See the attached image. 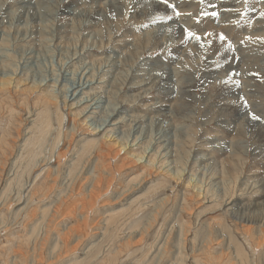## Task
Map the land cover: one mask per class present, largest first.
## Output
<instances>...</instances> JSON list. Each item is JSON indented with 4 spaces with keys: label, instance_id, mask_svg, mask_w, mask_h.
Returning a JSON list of instances; mask_svg holds the SVG:
<instances>
[{
    "label": "rangeland",
    "instance_id": "obj_1",
    "mask_svg": "<svg viewBox=\"0 0 264 264\" xmlns=\"http://www.w3.org/2000/svg\"><path fill=\"white\" fill-rule=\"evenodd\" d=\"M111 1L0 0V80L19 79L20 92H29L32 82L49 86L59 100L72 98L77 86L81 87L76 95L85 87L80 98L89 99V108L93 107L76 117L82 125L78 133L72 129L73 115L61 104L65 122L58 128L53 120L55 130L37 158L36 166L40 164L27 174L21 169L26 158L17 144L28 132V109L12 102L15 114L9 138L19 139L17 148L2 155L9 164L0 166L4 176L0 182V264H264V245L257 246L255 239L260 224L264 230V0H167L175 10L172 22L161 11L139 17L135 12L138 0H116L115 7L122 10L115 17ZM97 6L103 10L96 18ZM173 25H181L186 38ZM189 31L200 39L189 37ZM83 49L87 55L80 56ZM231 54L237 58L239 72L233 76L238 87L228 91L235 67L225 61ZM214 69L215 79H205V83L204 74ZM93 80L96 84L88 88ZM135 82L140 86L131 88ZM117 105L124 106L126 118L106 135L107 141L124 147L122 152H129L130 146V151L144 152L143 162L148 154L158 152L166 164L158 168L156 161L149 170L153 174L140 177L146 169L143 165L138 164L139 171L125 168L122 172L128 176L117 175L102 199L90 205L86 182L95 174L91 158L95 150L70 174L74 151L88 137L85 127L97 129V137L105 136L109 130L104 129L114 123ZM1 114L5 119L8 116L6 111ZM253 115L260 120H253ZM69 139L73 152L65 150ZM236 156L244 165L238 167L241 173L233 184L231 173L221 177L219 173L221 161L232 167L230 160ZM177 170L182 171L178 180L171 175ZM38 173L45 176L34 178ZM87 174L89 180H85ZM164 174L171 179L159 184ZM131 178H136L133 185H126ZM36 179H45L43 188L27 199L36 191ZM84 180L85 186L78 191V183ZM189 182L196 189L184 197ZM228 185H235L232 195L226 194ZM199 189L213 197L208 195L196 204L193 191ZM183 198L194 205L192 211L183 206ZM237 200L244 207L228 210V203ZM244 216L255 220L249 234L239 222Z\"/></svg>",
    "mask_w": 264,
    "mask_h": 264
},
{
    "label": "bare ground",
    "instance_id": "obj_2",
    "mask_svg": "<svg viewBox=\"0 0 264 264\" xmlns=\"http://www.w3.org/2000/svg\"><path fill=\"white\" fill-rule=\"evenodd\" d=\"M146 0H138V2H137V4L135 5V12H138V16L139 17H142V15L144 16V15H147V14H153V13H155V12H159V11H161V13L163 14H165V13H167L168 15H169V18H170V20L169 21H171L172 22V20L173 19H175V16H174V11L175 10H173L174 8H173V6H171L170 4H168V2L167 3H164V1L163 0H150V5H148V6H144V4H141V5H139V3H141V2H145ZM109 3V2H108ZM115 3H117V1L116 0H114V1H111L110 2V8H113V10H112V12H113V16L115 15V17H119L120 16V13H121V10H122V8H120L121 10H119L117 7H115L116 6V4ZM148 3V2H147ZM211 3V2H210ZM220 3H221V1H220ZM226 3V2H225ZM208 4H209V2H208ZM207 4V5H208ZM214 5L216 4V2H214L213 3ZM222 4V3H221ZM144 6V7H143ZM216 6V5H215ZM146 9H148V11L146 10ZM103 10V8H100L99 6H97V8H96V10L95 11H93V13L95 14V17L97 18V14L100 12L101 13V11ZM68 11H70L69 9H66L65 10V12H68ZM63 12V11H62ZM90 12H92V11H90ZM99 13V14H100ZM70 14V13H69ZM90 14V13H89ZM218 15V14H217ZM164 16V15H163ZM32 17V16H31ZM166 18V17H165ZM168 18V17H167ZM177 18V17H176ZM22 19V18H21ZM3 20V19H2ZM163 21H165V19L163 20ZM154 23V22H153ZM1 24V23H0ZM173 26H175V25H173ZM172 26V27H173ZM161 27V26H160ZM170 27V26H169ZM168 27V28H169ZM206 28V27H205ZM157 29V28H156ZM212 29V28H211ZM217 29V28H216ZM175 32H177L180 36H182V37H185L186 38V36L187 35H185L186 33L184 32V30L185 29H183L182 28V26L181 25H176L175 26V28L173 29ZM164 31V29H161V32H163ZM210 32V31H209ZM209 32H207V33H209ZM216 33V32H215ZM185 35V36H184ZM210 35L212 36V37H214V38H216L215 36V34L214 33H210ZM1 37V36H0ZM25 38V37H24ZM189 38V37H188ZM213 38V39H214ZM219 38V37H218ZM20 39V38H19ZM1 40H3V39H1ZM17 40V39H16ZM197 42V41H196ZM226 46H227V44H226ZM216 47V46H215ZM228 47V46H227ZM229 49V48H228ZM84 50V49H83ZM227 50V49H226ZM225 53V52H224ZM83 55H87V53H86V50H84V52H82V54H80V56H83ZM89 55V54H88ZM234 56V54L232 55H230V56H228L227 58H226V61H225V64H227V65H229V66H231V67H235V70L233 69V71L232 72H230V76H229V79H232V83L230 84V85H232V87L231 86H228L227 88L228 89H226V86H225V88L224 89H226V90H228L229 91V88H233V89H235V81H234V76H236V75H238V72H239V69L237 68V61L235 60V59H237V58H234L233 57ZM84 64V63H83ZM226 65V66H227ZM249 67V66H248ZM243 68V67H242ZM81 70V69H80ZM231 70V69H230ZM211 71V70H210ZM214 71L215 72H209V73H207V74H204V77H203V79L202 80H204L205 81V83H207V81H208V79H212V80H214L215 79V74H216V70L214 69ZM253 72V71H252ZM215 73V74H214ZM234 75V76H233ZM202 76V75H201ZM249 76V75H248ZM92 77V76H91ZM251 77V76H250ZM3 78H5V79H2V80H0V129H2L3 131H4V133H3V135H2V133H1V135H0V166H1V168H5V167H3V165H6L5 164V160H3V157H2V155H4V154H9V152H10V150H12L13 151V149H14V146L16 147L17 145H18V147L20 148V150H21V153L20 154H22V153H24L23 155L25 156V158H26V166H23V167H25L24 169H23V167H21V169L22 170H24V172L25 173H27V174H29V172H30V170H32V168L34 169V167L36 166V163H37V161L39 160H37V158H39L40 156H41V154H42V152H43V150L45 149V147H46V142H47V140H48V138H49V136L52 134V132L55 130V128L53 129V124H54V122H53V120H55L57 123V127L59 128V126L58 125H62V123L63 122H65L64 120H65V114H63V113H61V110L60 109H62L60 106H61V104H63V106L66 108L65 109V111H67V113L69 114V112H70V114H72L73 116H71V117H73V121H72V129L74 130V132H78L79 133V131H80V127H82V125L81 124H78L79 122H78V120L76 121V117H78V116H82L83 114H84V112H86V110L91 106V104H90V102L87 100V99H83V98H80V93L82 92V91H84V88L83 89H81L80 90V93L79 94H77L76 95V93H77V91L79 90V88L81 87V86H77L75 89H74V91H73V93L71 94V96L73 95V97L71 98L70 96V98H67L68 96H64L63 97V100H61V98H60V100H59V96H56L55 94H54V92L52 93V90H48V89H50V87L49 86H45V87H43V86H41V85H37V84H35V82H32V85H31V87H30V90H29V92H20L19 91V89H20V85H19V83H21V81L18 79V80H16V79H14L13 80V78H11V76H8V77H3ZM97 78V77H96ZM252 78V77H251ZM250 78V79H251ZM156 80L155 81H157V80H159V75L155 78ZM161 80H162V78H160ZM207 81H206V80ZM223 79V78H222ZM23 80H25V81H27L28 79L27 78H25V79H23ZM144 80H146L145 78H144ZM225 80V79H224ZM236 80V79H235ZM210 81V80H209ZM230 81V80H229ZM234 81V82H233ZM240 81V80H239ZM89 82V81H88ZM146 82H148V81H146ZM225 82V81H224ZM223 82V83H224ZM78 83V82H77ZM79 83H81V82H79ZM92 84H89L88 85V88H92L95 84H96V81L94 82V80L91 82ZM218 83H221V82H218ZM226 83V82H225ZM227 84H229V83H227ZM226 84V85H227ZM28 85V84H27ZM217 85H219V84H217ZM223 85V84H222ZM221 85V86H222ZM140 86V84H139V82H135L133 85H131V88H138ZM38 87H41V88H39V90H37L38 89ZM219 87V86H218ZM223 87V86H222ZM236 87H238V86H236ZM236 90V89H235ZM227 92V91H226ZM18 93V94H17ZM231 93H233V92H231ZM70 94V93H69ZM227 94V93H226ZM68 95V94H67ZM230 95V94H229ZM234 95V94H233ZM236 96V95H235ZM16 97H17V99H16ZM225 97V96H224ZM78 100H77V99ZM234 99H236V98H234ZM91 100V99H90ZM236 100H239L240 101V103H241V99L239 98V96H238V99H236ZM13 101H17L20 105H25V107L28 109V111H27V115H28V117H27V119H28V125H29V127H27V130H28V132L26 133L25 132V135L23 136V138L20 140V142H21V144L19 145V144H17L16 145V140L17 139H19V138H17L16 140H13V139H11V138H9V136L10 135H12V133H13V131H11L10 130V128H11V125H10V123L12 124V117H14L13 115L15 114V110L13 109V106H11V104H12V102ZM223 103H224V101H222ZM225 102H227V101H225ZM230 103V102H229ZM232 103V102H231ZM238 103V102H237ZM239 103V104H240ZM123 104V103H122ZM228 104V103H227ZM238 104V105H239ZM233 105H234V103H233ZM243 105V104H242ZM15 106V105H14ZM95 106V105H94ZM168 106V105H167ZM166 106V107H167ZM124 106L123 105H121L120 107H118V105H117V108H116V111H115V115L113 116V121H114V123L113 124H111V128L109 129H104V130H106V131H108L106 134H105V136H104V134L102 135V136H100V137H97L96 135H97V133H99L98 132V130L97 129H92V128H90V127H85L86 129H83L84 131L85 130H87V131H85V132H87L86 134L88 135V137H86L85 139V142L83 143V144H81L79 147H78V149H77V151H74L75 153H74V155L75 154H77L76 155V157L74 158L75 159V161L74 162H72V169L70 170V174L72 173V171H74L75 170V168H77V166L81 163V161H83V160H86V162H87V160L88 159H86V156H87V158L90 156H92L93 154H91L92 153V151H94V156H95V158L92 156L91 158L93 159V161H92V173L94 172L95 174L94 175H92V178H91V182L89 183V182H86V183H88L89 184V188H90V197H91V199L88 201V203H90V205H93L94 204V202H96L97 200H100V199H102V196L103 195H105L106 193H107V191H105L104 189H111V186H112V184H114V183H116V179L119 177V176H121L123 173L124 174H126L125 172H122V171H124V169L125 168H129V169H131V168H136L135 169V171H137L138 169L140 170L142 167H139V165H143V167H146V169H144L143 171H141V173H140V175L138 176V177H140L141 175H148V174H153V172H150L149 170L153 167L152 166V164L153 163H155L156 161H157V164L156 165H158L159 164V167L158 168H161V166L162 167H164V165L166 164V162L164 163L163 161H162V159L161 160H159V156H158V152L157 153H152V154H148V159L145 161V162H143V160H142V158H143V153L144 152H142V151H138V152H136V151H130V148H131V146L129 147V152H126V151H124V152H122V150L124 149V147H123V149L122 148H120L119 149V147L116 145V143L115 144H111L109 141H107V139H106V135L108 134V133H110L111 131H113V130H115L113 127H115L116 125H117V123H120V122H124L125 121V116H123L122 114H123V108ZM238 107V106H237ZM243 107H245V105L243 106ZM98 108V107H97ZM228 108H229V106H228ZM12 109V110H11ZM15 109H17L16 107H15ZM89 109H93V107H91V108H89ZM162 109V108H161ZM241 110H242V107L240 108ZM18 110V109H17ZM16 110V111H17ZM163 110V109H162ZM4 111H6V112H8V116H7V120L9 121L8 123L6 122V121H4V119H5V116H3L1 113H4ZM19 111V110H18ZM112 111V110H111ZM243 111V110H242ZM89 112V111H88ZM241 112V111H240ZM26 113V112H25ZM236 113H237V111H236ZM117 115H119V118H116L115 116H117ZM237 115V114H236ZM16 116V115H15ZM69 116V115H68ZM252 117V116H251ZM109 118V117H108ZM115 118V119H114ZM5 119V120H6ZM250 120V119H249ZM106 121H108V120H106ZM256 121V120H255ZM4 122H6L7 123V125L9 126L7 129L5 128L7 125H6V123H4ZM64 124V123H63ZM6 125V126H5ZM70 125V124H69ZM71 125H70V128H71ZM80 126V127H79ZM90 126V125H89ZM262 126V125H261ZM260 126V127H261ZM62 127L60 126V129H61ZM262 128V127H261ZM68 130V129H67ZM260 130V129H259ZM62 130H60V132H61ZM71 131V130H70ZM100 131V130H99ZM23 132V131H22ZM59 132V134H61ZM67 133H68V131H66ZM71 132H73V131H71ZM24 134V133H23ZM63 135H65V133H62ZM18 135H20L21 136V134H20V131H18ZM62 135V136H63ZM69 135H71L70 136V138H74L73 137V135H74V133L72 134H69ZM76 135V134H75ZM58 136H60V135H58ZM57 136V137H58ZM66 136V135H65ZM67 136H68V134H67ZM66 136V137H67ZM90 136V137H89ZM264 136V135H263ZM51 138V137H50ZM54 140V139H53ZM57 140V139H56ZM61 140V139H60ZM64 140V139H63ZM67 140V139H66ZM72 140V139H71ZM51 142H52V138H51V140H50ZM59 141V140H58ZM57 141V142H58ZM68 141H70V139L68 140ZM68 141H66V142H68ZM73 141V140H72ZM72 141H70L69 143H67V145L66 146H68L65 150L67 151V149H71V151L73 152V148H70L71 146H72ZM188 143H190V141H192V140H190V139H187L186 140ZM19 142V143H20ZM64 143H65V140L63 141ZM119 143H120V145L122 144V142L121 141H118ZM54 143V142H53ZM55 144H56V142H55ZM69 144V145H68ZM77 144V143H76ZM59 145H60V143H59ZM61 145H63L62 144V142H61ZM60 145V146H61ZM74 145V144H73ZM158 145V144H157ZM57 146V145H56ZM65 146V147H66ZM75 146V145H74ZM73 146V147H74ZM125 147H126V145H124ZM64 147V148H65ZM76 147V146H75ZM17 148V147H16ZM59 148V147H58ZM54 150H55V148H53ZM93 149V150H92ZM59 150V149H58ZM76 150V149H75ZM90 150H91V152H90ZM53 151V150H52ZM70 150L68 151V152H71ZM20 151H17V153H19ZM45 152V151H44ZM43 152V153H44ZM16 153V152H15ZM65 153H67V152H65ZM64 154V153H63ZM68 154H71V153H68ZM67 154V155H68ZM73 154V153H72ZM11 155V154H10ZM12 155H13V153H12ZM22 156V155H21ZM19 157L20 159L21 158H23V157ZM173 156V155H172ZM13 156H11V158H12ZM16 157H17V159H18V156L16 155ZM60 158V157H59ZM15 159V158H14ZM73 159V158H72ZM72 159H71V161H72ZM201 159H203V158H201ZM7 160H9L8 158H7ZM16 160V159H15ZM24 160V159H23ZM60 160V159H59ZM110 160H113L114 161V165H112V162L110 161ZM140 160H142V161H140ZM40 161V160H39ZM38 161V162H39ZM91 161V160H90ZM203 161V160H202ZM14 162V161H13ZM20 162H22V161H20ZM24 162V161H23ZM58 162V161H57ZM230 162L232 163V167L231 166H227V167H225V165L227 164V162L225 161V160H222L221 161V168H220V170H221V172L219 173L220 174V177L221 176H224V175H226L227 173H231L232 174V177H235L234 179H233V184H235L236 182H237V179L239 178V175H240V173H241V171L238 169V167H240V165L241 164H243V159H241L239 156H236V158L234 157L233 159H231L230 160ZM142 163H145V164H142ZM9 164V163H8ZM7 164V165H8ZM25 164V163H24ZM40 163H38V165H39ZM60 164H61V162H60ZM60 164H58L57 163V165H58V167H59V165ZM139 164V165H138ZM11 165H13V164H11ZM17 165H19V164H17ZM37 165V166H38ZM42 165V164H41ZM70 165V166H71ZM81 165H82V163H81ZM84 165V164H83ZM244 165V164H243ZM20 166V165H19ZM37 166H36V168H37ZM44 166V165H43ZM13 167V166H12ZM40 167V166H39ZM57 167V168H58ZM43 168V167H42ZM80 168V167H79ZM133 168V169H134ZM15 169H16V167H15ZM17 169H19V167H17ZM40 169V168H39ZM78 169V168H77ZM132 169V172L134 171ZM38 170V169H37ZM42 170H44V169H42ZM138 170V171H139ZM168 170V169H167ZM203 170V169H202ZM17 171V170H16ZM41 171V170H40ZM134 171V172H135ZM0 172H2V171H0ZM15 172V171H14ZM24 172H19V174L20 173H24ZM34 173H37V171L36 172H34ZM42 173V172H41ZM41 173H38L37 175H35L36 177H34V178H37V177H39L40 175L39 174H41ZM49 173V172H48ZM47 173V174H48ZM54 173V172H53ZM181 173H182V171L181 170H177V172L176 173H172L171 175L176 179L177 178V180L178 179H180L182 176H181ZM2 174H3V172H2ZM1 173H0V182L2 181V175ZM16 174V173H15ZM32 174V173H31ZM50 174V173H49ZM123 174V175H124ZM129 174V173H128ZM128 174H126L127 176H128ZM2 175V176H1ZM34 175V174H33ZM32 175V176H33ZM39 175V176H38ZM44 175V174H43ZM42 175V176H43ZM117 175H119L118 177H117ZM122 175V176H123ZM126 175H124V176H126ZM22 176V175H21ZM24 176V175H23ZM22 176V177H23ZM42 176H40V177H42ZM45 176V175H44ZM48 176V175H47ZM126 176V177H127ZM164 178H161V179H159L160 181H159V184H165L166 182H168V180L169 179H171L169 176H167L166 174H164V175H162ZM4 177V176H3ZM18 177H20V175H18ZM50 178V177H49ZM52 178V177H51ZM78 178V177H77ZM129 178V177H128ZM137 178V177H136ZM136 178H131V181H128V183L126 184V185H128V184H130V185H133L132 183L134 182V180L136 179ZM169 178V179H168ZM21 179V178H20ZM41 179V178H40ZM48 179V178H47ZM53 179H55L56 180V178H53ZM89 180L90 179V177H88V174H87V176H86V178H85V180ZM124 179V178H123ZM127 179V178H126ZM125 179V180H126ZM17 180H19V178L17 179ZM16 180V181H17ZM37 180V179H36ZM45 180V179H44ZM44 180H37L35 183H34V180H33V186H34V188H35V190L36 191H34V192H30V196L27 198V199H30V198H33V195H34V197L37 195V193H35V192H37V191H39V189H41V188H43L42 186L44 185V183H45V181ZM85 180L84 181H80L79 183H78V186H77V189H78V191H79V189L80 190H82V188H83V186L82 185H84V184H86L85 183ZM20 181V180H19ZM40 181V182H39ZM50 181V180H49ZM82 182V183H81ZM120 182V181H119ZM123 182H125V181H123ZM224 182H225V184H226V180H224ZM223 182V183H224ZM228 183H229V181H228ZM227 183V184H228ZM257 182L256 181H253L252 182V184L254 185V187H256V186H258L257 184H256ZM264 183V182H263ZM46 184H47V181H46ZM49 184V183H48ZM47 184V185H48ZM87 184V185H88ZM91 184V185H90ZM226 184V185H227ZM230 184V183H229ZM262 184V183H261ZM85 186V185H84ZM120 186H121V184H120ZM235 185H228V189H227V191H226V194L227 193H229L230 192V195H232V192L234 191L233 189L235 188L234 187ZM262 186H264L263 184H262ZM196 187V185H191V182H189L187 185H186V191L184 192V197H186L187 195H189V192H191L192 191V189H196L195 188ZM206 187V186H205ZM242 187H244V186H242ZM261 187V186H260ZM44 188H45V186H44ZM160 188V187H159ZM198 189V188H197ZM206 190V189H205ZM255 190V189H254ZM32 191V190H31ZM41 191V190H40ZM43 191V190H42ZM70 192H71V190H70ZM82 192V191H81ZM194 193V198L196 199V204H202L203 202H204V200H206L207 199V196L209 195V197H213V195L212 194H209V191L207 190L206 191V193H204V191L202 192L200 189L199 190H194L193 191ZM80 193V192H79ZM69 194V193H68ZM72 194V193H71ZM202 195H203V198H202ZM70 196V195H69ZM192 197H193V195H191ZM193 198V199H194ZM18 199V198H17ZM26 199V200H27ZM95 199V200H94ZM162 199H165V198H162ZM188 199V198H187ZM187 199L186 198H183L182 199V201H183V206H185V208H187L188 210H191V208H193L194 207V205H193V207H191L190 205H189V203H188V201H187ZM19 202H20V200H21V197H19ZM94 200V201H93ZM216 200V203L215 204H217V205H221V203H219V200H217V199H215ZM12 201V200H11ZM25 201V200H24ZM193 203V202H192ZM254 203H259V201H254ZM65 204H66V202H65ZM82 204V203H81ZM249 204V203H248ZM260 204V203H259ZM264 204V203H263ZM67 205V204H66ZM71 204H69V206H70ZM228 205H230V208L228 209V210H230L232 207H235V208H237V206H243L244 207V204H241L240 203V200L238 201L237 200V202L235 203V201H231V202H229L228 203ZM252 205V204H251ZM250 205V206H251ZM255 205V204H254ZM68 206V205H67ZM66 206V207H67ZM245 206H246V204H245ZM249 206V208H252L253 207V205H252V207H250ZM256 206V205H255ZM255 206H254V208H255ZM261 206V205H260ZM86 207V206H85ZM256 207H258V206H256ZM69 208V207H68ZM253 208V209H254ZM71 209H72V207H71ZM200 209V208H199ZM65 210H67V208H65ZM208 210V209H207ZM234 210V209H233ZM74 211V210H73ZM76 211V210H75ZM74 211V212H75ZM192 211V210H191ZM204 211V210H203ZM251 211V210H250ZM253 211V210H252ZM70 212V211H69ZM194 212V211H193ZM201 212H202V210H201ZM201 212L199 213V214H201ZM197 213V214H198ZM206 213V212H205ZM70 214H72V213H70ZM188 214H192V213H189L188 212ZM196 214V215H197ZM197 215V217L198 216H200L201 217V215ZM202 214H204V213H202ZM237 214V213H236ZM254 214V213H253ZM67 216V215H66ZM192 216V215H191ZM205 216V215H204ZM199 218V217H198ZM197 218V219H198ZM201 218H203V217H201ZM113 219H114V217H113ZM116 220V219H115ZM202 221V220H201ZM205 221H207V220H205ZM204 221V222H205ZM238 221V220H237ZM255 220L253 219L252 220V218H250V216L249 217H242V218H240V224L242 223L243 225L242 226H244L245 227V231L249 234L250 233V226L252 225V223L254 222ZM203 222V223H204ZM209 222H211V221H209ZM206 223V222H205ZM205 223L204 224H202L203 226L205 225ZM212 223V222H211ZM214 223V222H213ZM106 224V223H105ZM206 224H208V223H206ZM215 224V223H214ZM208 225H210L211 226V224H208ZM261 226L260 227H257L256 229L258 230V236H254L255 237V239H256V244H257V246H263L264 245V230L261 228L263 225L262 224H260ZM109 226V225H108ZM206 226V225H205ZM212 227V226H211ZM210 227V228H211ZM243 227V228H244ZM87 228V227H86ZM86 228H84L85 230H86ZM239 228V227H238ZM79 229H77V231H78ZM210 230V229H209ZM256 230V231H257ZM181 231V230H180ZM179 231V232H180ZM205 231V230H204ZM218 231V230H217ZM70 232V231H69ZM68 232V233H69ZM182 233H183V231H181ZM203 232V231H202ZM211 232V231H210ZM255 232V231H254ZM68 233H66V234H68ZM71 233V232H70ZM256 233V232H255ZM181 234V233H180ZM254 234V233H253ZM180 236V235H179ZM195 237V236H194ZM252 237V236H251ZM250 239V238H249ZM255 239H253L254 240V242H255ZM251 240V239H250ZM253 240H251V242L253 241ZM255 244V243H254ZM256 247V246H255ZM259 248V247H258ZM21 253V252H20ZM17 255V254H16ZM22 255H24V254H22ZM260 257V256H259ZM20 258H21V260H22V257L20 256ZM258 259V258H257ZM256 259V260H257ZM259 260V259H258ZM43 261V260H42ZM260 261V260H259ZM23 262V261H22ZM21 262V263H22ZM241 262V261H240ZM239 262V263H240ZM243 262V261H242ZM39 263V262H38ZM37 263V264H38ZM41 263V262H40ZM182 263V262H181ZM19 264V263H18ZM42 264V263H41ZM199 264V263H198ZM242 264V263H241ZM258 264H261V263H258Z\"/></svg>",
    "mask_w": 264,
    "mask_h": 264
},
{
    "label": "snow or ice",
    "instance_id": "obj_3",
    "mask_svg": "<svg viewBox=\"0 0 264 264\" xmlns=\"http://www.w3.org/2000/svg\"><path fill=\"white\" fill-rule=\"evenodd\" d=\"M164 3H167V0H164ZM173 8H174V6H173ZM177 15H179V13H177ZM213 15H215V13ZM262 15H264V14H262ZM187 34H188L189 37H194L196 39H200V37L199 36H196V34L194 32H192V31H189ZM221 39H224V37L221 36ZM251 118L253 120H260V117L259 116H256V115H253Z\"/></svg>",
    "mask_w": 264,
    "mask_h": 264
}]
</instances>
